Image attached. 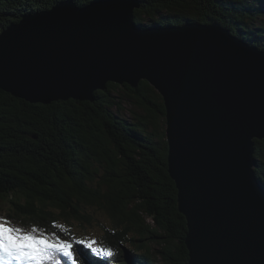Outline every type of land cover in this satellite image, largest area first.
Returning <instances> with one entry per match:
<instances>
[{"label": "water", "instance_id": "1", "mask_svg": "<svg viewBox=\"0 0 264 264\" xmlns=\"http://www.w3.org/2000/svg\"><path fill=\"white\" fill-rule=\"evenodd\" d=\"M141 0H63L0 32V88L30 103L96 100L146 79L162 96L189 264H264V50L219 22L140 24ZM125 79V81H124Z\"/></svg>", "mask_w": 264, "mask_h": 264}, {"label": "trees", "instance_id": "2", "mask_svg": "<svg viewBox=\"0 0 264 264\" xmlns=\"http://www.w3.org/2000/svg\"><path fill=\"white\" fill-rule=\"evenodd\" d=\"M59 1L0 0V32ZM141 1L137 23L149 24L143 14H160L153 21L163 25L219 22L264 50V0ZM128 88L123 93L112 82L96 92L94 102L50 104L0 89V202L10 204L8 218L15 224L57 233L53 221L90 224L100 220L94 211H103L112 223L103 239L113 256L101 258L77 244L79 264H189V227L168 169L163 98L148 81ZM126 98L142 110L134 111L135 121L116 111ZM256 158V176L264 185V139L256 140ZM148 241L162 247L154 252Z\"/></svg>", "mask_w": 264, "mask_h": 264}, {"label": "snow or ice", "instance_id": "3", "mask_svg": "<svg viewBox=\"0 0 264 264\" xmlns=\"http://www.w3.org/2000/svg\"><path fill=\"white\" fill-rule=\"evenodd\" d=\"M52 228L68 235L64 225L52 222ZM83 245L101 258L113 256L110 247H93L94 239L63 238L57 231H48L36 224L21 227L0 216V264H79L75 245Z\"/></svg>", "mask_w": 264, "mask_h": 264}, {"label": "rangeland", "instance_id": "4", "mask_svg": "<svg viewBox=\"0 0 264 264\" xmlns=\"http://www.w3.org/2000/svg\"><path fill=\"white\" fill-rule=\"evenodd\" d=\"M88 4H85V5H88ZM143 6H144V4L142 3V9H143ZM137 9H141V8H137ZM143 16L145 17V23H149V24H154V23L155 24H159V22H158L159 20H157V22H154L153 19L160 18V14H156L153 17L152 16H148V14H146V15L143 14ZM201 23L206 24L208 22H206V23L205 22H201ZM124 81H125V79H124ZM142 81H147V80L144 79V78H142L138 83L140 84V83H142ZM110 84H112V81H110V82L108 81L107 83H105V86L106 87L103 90H106ZM117 84L119 85V89L121 90V92H123V93L125 91L128 92V90H129L128 85L129 84H126V82H123V83L117 82ZM99 90H101V89H99ZM99 90H96L95 91V96H97L96 92L99 91ZM116 108H117L116 111H120V114L123 117L129 119L130 121H133V120L135 121L134 111L136 113H139V112L142 111V110L141 111L138 110V107L136 106V104L133 102V100L131 98L130 99H127V98L124 99V101H123V107H116ZM162 129L165 131V134H166V123H164V126H162ZM165 139L168 142L167 136H165ZM168 158H169V143H168ZM262 186L264 188V185H262ZM176 187H177V184H176ZM177 190H178V187H177ZM9 209H10V204L9 203L5 204L3 202H0V216H3V217L8 218V211H9ZM179 211H180V209H179ZM94 215L100 217V220L95 219L90 224H88V223H81V222H79L77 220H73V223H70L69 221H67V222L66 221H62L60 224L61 225H64L65 230H70V233H68V235H64V233H62V232L59 231L58 234L62 235L63 238H68V236L75 237L76 240H79L80 238L81 239H84V238L94 239V240L97 241V244L94 245L93 247H97V246L102 247V246H104V247H110L112 249V247L109 244H107L104 241V239H103L104 238L103 237V234H104L103 229H104V227H112V223H111L109 217L103 211H100V210H95L94 211ZM147 221L149 223L154 222L151 217H148V220ZM12 222L14 223V221H12ZM19 226L23 227V225H21V224H19ZM127 245L130 246V247H132V243L131 242L127 243ZM147 245L154 252H155V249H157L158 247H162L161 245H159L155 241H148L147 242ZM189 256H190V254H189ZM190 259H191V256H190Z\"/></svg>", "mask_w": 264, "mask_h": 264}, {"label": "bare ground", "instance_id": "5", "mask_svg": "<svg viewBox=\"0 0 264 264\" xmlns=\"http://www.w3.org/2000/svg\"><path fill=\"white\" fill-rule=\"evenodd\" d=\"M206 23V22H205ZM110 174V173H109ZM257 177V176H256ZM258 179V178H257ZM108 197V196H107ZM78 216V215H77ZM81 239V238H80Z\"/></svg>", "mask_w": 264, "mask_h": 264}]
</instances>
